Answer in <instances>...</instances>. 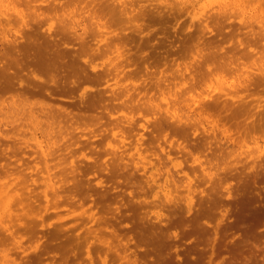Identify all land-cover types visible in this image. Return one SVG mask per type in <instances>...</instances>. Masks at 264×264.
Returning <instances> with one entry per match:
<instances>
[{
	"label": "bare ground",
	"instance_id": "obj_1",
	"mask_svg": "<svg viewBox=\"0 0 264 264\" xmlns=\"http://www.w3.org/2000/svg\"><path fill=\"white\" fill-rule=\"evenodd\" d=\"M44 1L48 2V0ZM52 11H61L63 18L61 32L58 31L57 33L51 30L47 33L38 29L41 23L40 18ZM170 12L179 15L188 14L195 23V20L200 21V24H196L197 28H201V30L197 34V37H199L197 43L198 52L191 61L193 71L189 70V65L186 62H184L185 65L183 67L178 64L176 74L181 76L179 80L181 83L177 84L174 82L175 88L168 90V94L172 95V97L164 102L157 99L154 95L151 96L152 94L149 93L148 89L150 90L154 86L155 81H147L148 78H144L146 81L141 87L145 89L143 92L142 90L131 92L130 88L125 87V90H113V93H116V97L121 98L120 101L122 103H129L130 105L138 100L137 96L144 95L143 97L146 98L143 101L144 104L149 108L148 110L155 114L152 124L149 123L152 125L153 129L151 131L153 135L157 138L163 135L166 139L165 141L169 143L167 146L174 145V140H176V149L181 153L180 156H182V152L183 156L188 153L193 154L192 161L195 162L193 169H200L201 179L197 182L194 181V178L181 165V158L179 159L181 160L180 162H178L176 157L174 160L172 156L174 151L172 150L171 153V148L167 149L168 147L166 148L163 143L159 142L156 148L154 144L149 145L154 142L153 140L151 142L147 141L149 144L144 147L146 142L144 141V131L141 127L137 130L141 135L137 143H135V150L123 145L114 147L111 150L115 157L116 172L124 176L127 181V187L132 188L131 202L136 203L135 205L138 207L139 214L143 220L147 221L152 228H157L160 226V222L168 224L167 220L170 219L171 215H181L184 211L189 212L193 209L192 199L196 195L197 189L201 187L202 182H210L209 194L214 197L215 193H219L222 188L225 189V193H231L230 181L234 174L231 175L229 173L231 170L236 171L237 176H242L245 171L248 172V169L251 171L257 168L260 171L264 170V133L262 135L263 141L261 140L262 137H259L260 134H256L259 131L264 132V102L261 98L260 100L256 99V103H254V100L251 99L252 101H250L248 99V95L250 96L253 93H250V91L257 88L260 89L264 85V68L260 69L261 71L259 72L252 70L249 72L247 70L248 67L244 69L243 65H240L239 61L235 59H231V61H221L219 59L221 62L220 72H228L230 74V76H227L228 73L222 74V78H226L224 82L228 85V88L225 89L217 77L215 79L209 77L211 74L209 63L211 62L208 61L209 57L213 61V58L217 55L227 58L231 57V53L228 51L220 54L213 50L212 47L215 46L213 44L214 39L208 37H211L209 33L214 31L212 25L215 26V23L218 26L231 25L232 18L235 15L239 16L240 21L244 23V27L249 28V33L254 35L256 33L255 30L258 31V41L264 39V0H50L46 4L40 3L38 0H0V94H9L12 100L9 104L5 103L0 106V126L6 125L5 128H0V138L2 136L3 140L0 142V150L3 156L10 159L6 164H0L4 170V176L10 177L0 182V210L2 211L0 220L2 216H6L3 223L8 231V237H15L14 229L17 226H23L27 231L33 229L31 220L35 214L36 208L34 207L38 197L35 196L37 194L34 192L35 187L30 188L29 183L26 185L27 191L25 189L22 191L17 190L18 185L22 181L26 183V181L28 182L31 179L34 181L35 179V170L32 168L29 159L32 158L34 160L36 158L35 153L37 150L33 148L31 156L28 153L30 148L29 144L25 143L27 141L25 128L32 127L35 132L40 130L46 134L48 141H53L56 144V146L55 144H48L45 145L46 147L42 145V156H40L41 151L38 154L42 158L44 166L43 164H35V168L36 171L41 168L46 169L49 182L45 183L40 191L43 197H46V201H51L50 194L56 201H62V199L66 201L67 192H73V185L66 184L70 180L68 174L73 172L75 177L76 174L74 172L77 166L73 160L67 159L66 150L69 143H66L68 142V139H65L66 134L60 132V128L69 123H79L83 118L90 119L91 116L87 113V110L94 109L99 105V102L105 100L103 94L99 93L98 96H96L97 93L92 94L85 104L88 107L87 110L73 113L60 101L57 103L44 101L37 104L30 100L29 95H40L57 101L59 99L57 94L62 90V84L65 81L63 78H70L73 83L91 78L106 80L113 73H123L122 71L125 67V65L124 67L122 66L123 64L120 60L109 68L99 70L98 64L95 65L93 63V65L91 62L89 70L87 69V59L89 58H83L84 62L82 61L83 63L79 64L76 61V59L78 60L77 56L73 59L67 58L66 48L59 49L56 45L58 38L55 36L66 32L76 34L82 40L83 48L80 42L81 49L84 52L89 49L91 55L92 52L95 54L101 51L100 47L102 44L100 42L102 39H98L94 44L91 39L92 36L104 34L108 19L111 21L112 19L114 21L128 20L137 25L138 29L127 32V34L122 31L116 32L115 36L112 37L115 41L112 42V39L106 42L108 45L111 42L116 43L117 45H115L119 50L117 52L120 53L118 55H121V59H124L121 53V47L124 42H128L127 45L129 43L132 45V43L135 44L136 42L138 46L140 41H142L140 40L141 37L144 40L146 39L144 36L147 34L142 33L145 28L168 17ZM105 18L107 19L104 20ZM191 18L189 19L191 20ZM15 23L25 24L26 30L24 34H21V32L19 34V29L13 28ZM94 27L97 29L95 32L91 30ZM50 38L58 48H55L54 45L53 48H48L50 46L48 39ZM149 40H145L142 43L149 44ZM238 41L239 45L243 47L242 49H239V46L235 48L238 59L244 56L257 59L260 50L256 49V46H253L250 42L243 41V38H239ZM258 41L254 43H258ZM262 47H264L263 44ZM171 49L167 50V52L171 51ZM180 50L176 48V50L172 51L176 54H181ZM143 51L145 54V50ZM162 52L159 54L160 57L168 56L166 54L171 53H166L165 51L166 54L164 52L162 54ZM93 53L92 55H94ZM137 53H131L130 58L125 56L126 65L137 63L136 57L140 55V53L139 55ZM148 53L146 52V54ZM87 54L89 53L87 52ZM146 54L147 59L143 61L144 63L149 62L148 60L151 57L155 59L156 55H158L154 54L148 57ZM143 56H139V58ZM116 59L115 61H117ZM241 60L240 62H243ZM205 64L209 68L208 71L203 68ZM39 69L48 71L49 80L40 79L43 82H30L33 78L31 74L36 73ZM162 72H164L163 69ZM196 72L198 73L197 76L195 75ZM150 73L151 76L154 75L155 71L153 68ZM232 74L241 75V78L230 79ZM160 81H156V86L161 87L162 82ZM163 81L165 86L171 87V82H165V78ZM186 83H189L188 86H186ZM202 83L206 85L199 88L202 90L199 91L198 95L196 94L198 88L195 89L196 93L194 91L191 92V90H194ZM247 91L249 93L245 94ZM149 94L150 96H148ZM141 97L137 102L138 104L141 101ZM106 105L114 104L109 102ZM228 109L230 111L238 110L237 112L250 113V116L257 114L256 118L250 122L245 119L243 128L235 127L237 129L235 131L232 129L233 124L227 121L226 114L222 113ZM109 116L113 118L112 123L119 125V122H121L118 119L119 116L111 113ZM210 116L214 118L212 117L213 120H210L212 123L207 125L205 119ZM116 119L117 121H114ZM131 120L132 118L124 122L123 127H129V129L135 131ZM146 120H149V118ZM149 124H146V127ZM198 125L202 126V131L199 130ZM140 126L142 125L140 124ZM79 127L76 126L77 129ZM234 131L239 136L243 135L244 138L241 137L239 139L238 136L237 139V133L234 134ZM249 135H252V137L246 139ZM63 139L64 141L61 142ZM9 141H12V143H8ZM149 146L155 147V150L151 151L153 156L150 153H144L146 150H142L144 148L149 150ZM194 149L204 152L205 158L203 155V158L200 155L197 156ZM18 154H21L20 157H17L18 164L16 163V166L12 168V157ZM213 159H218L219 162H213ZM225 163L227 164L224 165ZM229 164L235 166H230ZM54 177H57V179H53ZM14 178L17 185L12 187L11 184L14 181L12 179ZM199 190L203 192L205 188L201 187ZM14 195L15 197L11 200V196ZM15 199L21 210H17L18 212L13 214L11 208H13L12 204ZM133 203L131 205H134ZM165 212H167L166 215ZM97 219L96 214H93L88 222ZM7 221L9 222L7 223ZM105 221L107 224V220L102 219L97 220V226L89 224L85 230V237L89 239L90 234L93 233L104 246H107V249H110L112 246L111 241L108 239L107 234L104 233L103 227H101L102 222ZM170 225L164 227L169 230ZM145 227L147 225H144L143 229ZM130 246L127 242H123L117 249L120 251L121 257L126 258L125 262L128 264L134 262L128 253ZM103 264H107L106 259H104Z\"/></svg>",
	"mask_w": 264,
	"mask_h": 264
},
{
	"label": "rangeland",
	"instance_id": "obj_2",
	"mask_svg": "<svg viewBox=\"0 0 264 264\" xmlns=\"http://www.w3.org/2000/svg\"><path fill=\"white\" fill-rule=\"evenodd\" d=\"M38 1L44 4L50 2V0L48 2L44 0ZM189 18L191 16L188 14L179 15L170 12L168 17L150 24L142 32L143 34H147L144 36L146 41L150 39L149 44L142 43L145 41L143 37L140 38L142 41L139 40L141 46L140 43L137 46L136 42L135 44L132 43L130 45L129 43L127 45L128 42L125 41V46L122 45L121 47V53L124 59H121L122 56L118 55L120 53H118L117 44L112 43L115 41L112 37L119 31L127 34V32L138 29L137 25H134L133 22L128 20L114 21L112 19L111 21L108 19L106 22L107 28H104V34L92 36L91 42L93 44L98 39H102L100 42L102 44L100 47L101 51L99 50L100 52H96L95 54L92 52L94 55L92 53L90 55L91 51L89 49V51L87 50L89 54L81 49V47L83 48V43L76 34L66 32L65 34L59 33L55 36L58 38L56 45L59 49L66 48L65 52L66 54L68 53L66 55L67 58L73 59L77 56L78 60L76 59V61L78 64L82 61L84 62L82 60L83 58H89L87 59V69L89 70L91 62L92 64L95 63V65L98 64L97 67L99 66V70L109 68L120 60L123 64L122 66L124 67L125 65V67L122 71L123 73H113L106 80L91 78L73 83L70 78H63L65 81L63 84L61 83L62 90L57 94L59 98L57 101L47 99V97L40 95H29L30 100L37 104L44 101L53 103L60 101L62 102L61 104H65L73 113H80L81 111L87 110L88 107L85 104L92 94L97 93L96 96L99 93L103 94L105 100L99 102V105L94 109L87 110V113L91 116L90 119L83 118L79 123H69L60 128V132L66 134L65 139H68L66 143H69L66 150L67 159L73 160L77 166L74 172L76 174L75 177L73 172H69L68 174L70 180L66 184L73 185V192H67L66 201H63V199L62 201H56L52 197V194H50L51 201H46V197H43L40 191L42 190V186L49 182V178L45 168H41L38 171L35 168V164H43V160L40 158L42 156V145L46 147L45 145H54L55 143L48 141L46 134L40 130L35 132L32 127L25 128L27 140L25 143L29 144L30 148L28 153L31 156L32 149L35 148L37 150L35 153L36 158L34 160L32 158L29 159L32 168L35 170V179L34 181L33 179L28 182L26 181V183L22 181L18 185L17 190L22 191L25 189L27 191V183L30 184V188L35 187L34 192L35 194L37 193L35 196L38 197H35L36 202L34 208L36 209L34 211V217L31 220L33 229L27 231L23 226H17L14 229L15 237H8V231L5 229L3 223L6 216H2L0 220V264H103L104 259H106L107 264H128L125 262L126 258L121 257L120 251L117 250L123 242L131 245L128 253L134 260L132 264H264V170L260 171L257 168L251 171L248 169L249 173L245 171L242 176H237L236 171L231 170L229 173L231 175L234 173L230 181L231 193H225V189L222 188L219 193H215L214 197L209 194L210 182H202L201 187L205 188V190L201 192L199 190L201 187H199L195 192L196 195L192 199L193 209L189 212L184 211L181 215H171L170 219L167 220L168 224L160 222V226L157 228H152L151 225H148L147 221L143 220L139 214L138 207L135 205L136 203L131 202L132 198L130 196L133 195L132 188H128L125 177L116 172L115 157L111 150L120 145L135 150V143H137L141 135L137 130L142 127L144 141L146 142L144 143V147H147L148 142L152 140L154 142H151L149 145L154 144L156 148L159 142L163 143L166 145V148L168 147L167 149L171 148V153L172 150L174 151L172 153L174 160L175 157L176 159L178 158V162L182 160L181 165L194 178V181L197 182L201 179L200 169H193L195 163L192 161L193 154L188 153L189 156L187 158L188 154H185V157L182 152V156H180L181 153L176 149V140H174V145L167 146L169 143L165 141L166 139L163 135L160 138L153 135L151 124L155 114L148 110L149 108L144 104L143 101L146 99L143 97L144 95H141L142 97L140 95L137 96L138 100L141 97L139 104L137 100L130 105L129 103H122L120 101L121 98L116 97V93H113V90L121 91L125 90V87L130 88L131 92H137V90H142L143 92L145 89L141 87H143L146 81L144 78H148L147 81H155L154 86L150 90L148 89L149 93L152 94L151 96H156L162 102L170 100L172 95L168 94V90L175 88L174 82L177 84L181 83L179 81L181 76L176 74L178 64H181L180 67H183L185 65L184 62H186L189 65V70L193 71L191 61L193 56L198 52L197 43L199 37H197V34L201 28H197V25L200 24V21L195 20V23L192 18V21ZM40 19L41 23L38 29L47 33L51 30L57 33L58 31L61 32L63 25L61 11H52ZM232 19L231 25L218 26L216 23L215 26L212 25L214 31H209L211 37H208L214 39L213 44L215 46L212 47L213 50H216L220 54H224L226 51L231 53V57L229 58L219 55L213 58V61L211 57L208 58V61L211 62L208 63L211 66L212 74L209 77L211 79L217 77L225 89L228 88V85L224 82L226 78L223 79L222 74L228 72H220L221 62L219 59L221 61L235 59L239 61L238 63L240 65H243L244 69L248 67L247 70L249 72L251 70L259 72L264 68V47H262V44L264 45V39L258 41L259 36L257 30H255L256 33L254 35L249 33V28L244 27V23L240 21L239 16L235 15ZM109 21L111 22L109 23ZM13 28L19 29V34L20 32L24 34L26 30L25 24L19 23H15ZM91 30H94V32L97 31L95 27L91 28ZM239 38H243V41L250 42L253 46H256V49L260 50V53H258L260 57L258 56L257 59H253L244 56L241 57L242 60L238 59L235 48L237 46H239V49L243 48L239 45ZM112 39L113 41L110 45L106 44L107 41H111ZM256 41L258 43H254ZM80 42L82 43L81 47ZM48 44L50 45L48 48H53L54 42L51 38L48 39ZM58 47L55 46V48ZM170 48H172L169 51L171 53L167 52ZM176 48L178 50L181 49L180 51L183 55L180 53L176 54L172 51L176 50ZM143 50H145V54L149 51L146 54L148 57L154 54L158 55H156V58L154 57L155 59L151 57L148 60L149 62L144 63L143 61L147 58ZM161 51L169 53H165L168 56L160 57L159 54ZM131 53H137L138 55L140 53L139 56H144L139 58L137 55L138 57L136 59L138 61L136 64L126 65L125 56L130 58ZM240 60L243 62H240ZM152 68L155 73L151 76L150 71ZM203 68L204 70H209L207 64ZM162 69L164 72H162ZM31 75L33 78L30 82H43L40 79L49 80V73L44 69H39ZM195 75L197 76L198 73L196 72ZM205 76L207 77V75ZM227 76H230V74L228 73ZM238 77L241 78V75L232 74L230 79L235 78L236 80ZM164 78L166 79L165 82H171V87L164 85ZM158 80L162 82L161 87L156 86V81ZM208 80L206 79V81ZM188 84L186 83V86ZM205 85L202 83L196 88L193 87L194 90H191V92H195V89L198 88L197 93L195 92L198 95L199 91L202 90L199 88ZM251 92L253 93L250 96L248 95L250 101L254 100V103H256V99L260 100L261 98L264 102V85L260 89L257 88ZM242 93L244 94L243 90ZM248 93L249 91L245 94ZM10 102L12 100L9 94H0V106L5 103L9 104ZM109 102H112L114 105H106ZM237 111H230L228 109L222 112L226 114L227 121L233 124L232 129L235 131H237L235 127L243 128V121L245 119L250 122L256 118L257 113L250 116V113L247 114ZM110 113L119 116L118 119L121 120L119 125L114 122L112 123L113 118L109 116ZM210 117L205 119L207 125L212 123L210 120H213V116ZM131 118L135 131H132L129 127H123V123ZM147 118L149 120H146ZM114 121H117V119ZM145 123L151 124L146 127ZM76 126L80 127L77 129ZM5 127L6 125L0 126L1 129ZM198 127L200 131L203 130L201 125H198ZM217 131L219 130L217 129ZM235 131L234 134L237 133ZM259 132L256 134H260L259 137L261 138L264 132ZM236 136L238 139L239 134L237 133ZM241 137L244 138L242 135L239 136V139ZM248 137L251 138L252 135L247 136L246 139H249ZM261 140L263 141V137ZM2 141L1 136L0 142ZM63 141L64 139L61 142ZM8 143H12V141ZM154 146H152L153 149L149 146V150L142 147L144 148L142 150H146L145 152L143 151L144 153L151 154V151L155 150ZM194 150L197 156L200 155L202 157L203 155L205 158L204 152ZM40 151L41 155L39 156L38 153ZM1 153L0 150V164H6L10 159ZM20 156L21 154L12 157V168L16 166V163L18 164L17 157ZM180 158L181 160H179ZM213 162L218 163L219 160L213 159ZM9 178L8 176H4V170L0 166V182ZM53 179H57V177ZM12 180L14 181L11 186H16V179L14 178ZM14 188L16 189V187ZM14 197L15 195L11 196V200ZM15 201L16 199L12 204L13 208H11L13 214L21 210ZM132 203L134 205H131ZM93 214H96V217L100 220H107V224L106 221L102 222L101 227H103L104 233L107 234L108 239L111 241L112 246L110 249H107V246H104L93 233L90 234L89 239L85 237V230L89 224L97 226L98 219L88 222ZM166 214L167 212H165ZM144 225H147V227L143 229ZM169 225L170 229L167 230L164 226Z\"/></svg>",
	"mask_w": 264,
	"mask_h": 264
}]
</instances>
